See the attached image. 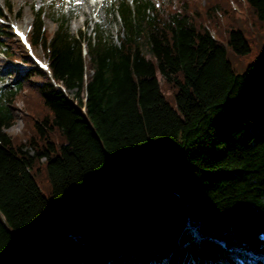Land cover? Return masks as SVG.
<instances>
[{"label":"trees","instance_id":"1","mask_svg":"<svg viewBox=\"0 0 264 264\" xmlns=\"http://www.w3.org/2000/svg\"><path fill=\"white\" fill-rule=\"evenodd\" d=\"M45 14L50 76L0 24V264H264V0Z\"/></svg>","mask_w":264,"mask_h":264},{"label":"rangeland","instance_id":"2","mask_svg":"<svg viewBox=\"0 0 264 264\" xmlns=\"http://www.w3.org/2000/svg\"><path fill=\"white\" fill-rule=\"evenodd\" d=\"M115 1L118 0H89L94 6L91 12L88 13L89 10L83 5L78 7L79 0H0V24H5L10 28L9 24L14 23L20 27L28 19L26 27L21 29L29 32L34 11L44 6L47 13L44 15V22L50 31L56 30L59 21L65 20L72 34L76 35L82 32L92 36L96 30H99L103 31L106 36L113 35L116 39L120 22L115 21L111 14V5ZM154 1L161 3L167 0ZM19 13L21 17H19ZM79 21L81 22L79 23ZM34 51L39 57L46 59L40 48H35ZM158 77L162 80L160 74H158ZM10 83H12V78L9 75L0 73V89ZM21 105L22 103L18 104V106ZM22 125V120L18 119L17 123L8 129V132L16 133L20 131Z\"/></svg>","mask_w":264,"mask_h":264},{"label":"bare ground","instance_id":"3","mask_svg":"<svg viewBox=\"0 0 264 264\" xmlns=\"http://www.w3.org/2000/svg\"><path fill=\"white\" fill-rule=\"evenodd\" d=\"M79 1H80V2L77 3L78 7L81 6V5H83L84 7H86V8L89 10L88 13H90L91 10H92V7L94 6V4H93L92 2H89V0H79ZM75 6H76V5H75ZM76 7H77V6H76ZM88 13H87V14H88ZM25 21L28 22V19H26ZM27 22H24V24L21 25L20 28H24V27H26ZM80 22H81V21H79V23H80ZM29 23H30V22H29ZM29 23H28V24H29Z\"/></svg>","mask_w":264,"mask_h":264}]
</instances>
